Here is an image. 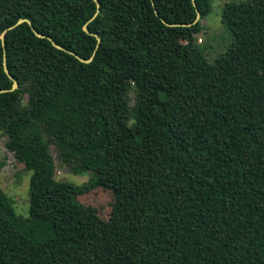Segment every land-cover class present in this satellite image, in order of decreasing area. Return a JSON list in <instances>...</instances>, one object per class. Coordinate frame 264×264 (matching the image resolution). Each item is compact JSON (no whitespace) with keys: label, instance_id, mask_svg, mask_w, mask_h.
<instances>
[{"label":"trees","instance_id":"obj_1","mask_svg":"<svg viewBox=\"0 0 264 264\" xmlns=\"http://www.w3.org/2000/svg\"><path fill=\"white\" fill-rule=\"evenodd\" d=\"M192 1L0 0V132L30 172L26 219L0 191V264H264V0L223 4L211 62Z\"/></svg>","mask_w":264,"mask_h":264},{"label":"rangeland","instance_id":"obj_2","mask_svg":"<svg viewBox=\"0 0 264 264\" xmlns=\"http://www.w3.org/2000/svg\"><path fill=\"white\" fill-rule=\"evenodd\" d=\"M238 1L245 0H212L209 14L199 21L201 31L195 36V39L197 44L202 47L207 62H211L218 54L223 52L232 39L220 22V11L223 4ZM102 20L103 23L106 22L104 17H102ZM127 95L129 106H131L134 97L133 90L129 89ZM5 141V135L0 132V161L4 163L3 167L0 168V191L10 200L14 214L21 219H26L30 172L17 163L12 153L6 150L4 147ZM48 152L53 161L54 178L56 180L70 183L75 187H80L88 181L89 173H73L67 164L58 159L54 147L50 144L48 145ZM76 201L84 206L93 207L97 215L105 220L108 217L113 198L109 191L94 188L85 194L77 195Z\"/></svg>","mask_w":264,"mask_h":264},{"label":"water","instance_id":"obj_3","mask_svg":"<svg viewBox=\"0 0 264 264\" xmlns=\"http://www.w3.org/2000/svg\"><path fill=\"white\" fill-rule=\"evenodd\" d=\"M92 1H93L94 4H95V12H94V14L92 15V17L89 19V21H91V20L95 17V15L97 14V12H98V10H99V5H98L97 0H92ZM191 1H192V0H191ZM191 3H192V5L194 6L193 1H192ZM154 14L157 15L156 12H154ZM198 17H199V14H198L197 12H195V19H194L193 23H195V22L198 20ZM21 23H26V24L30 27L31 32L33 33V35H34L35 37H37V38H44L42 35H40L39 33H37V32H36V31L30 26L29 21H27L26 19H18L13 25L7 27V28L5 29V31L10 30V29L14 28V27L17 26V25H20ZM82 31H83L84 33L88 34V35L93 36V37L95 38L96 43L99 42V39H98V37H97L95 34H90V33H88L87 28H86L85 25L82 26ZM3 33H4V32H3ZM3 33L0 35L1 45H2V40H3ZM50 43H51V45H52L54 48H56V49H58V50H61V51H64V52L70 54L69 51H67V50H65L64 48H61V47L55 45L52 41H50ZM72 56H73L75 59H77L79 62H81V63H88V62H90L91 57L93 56V53H92L91 57L88 58V59H86V60L77 57L75 54H72ZM2 69H3V72H4V74L6 75V77L9 78V79H11V77H10L9 73L7 72V69H6V67H5L4 59L2 60ZM15 88H16V82H15L14 80H12V84H11L10 91H11V90H14ZM1 92H3V91H0V93H1Z\"/></svg>","mask_w":264,"mask_h":264}]
</instances>
